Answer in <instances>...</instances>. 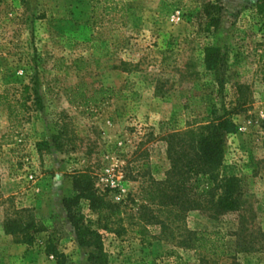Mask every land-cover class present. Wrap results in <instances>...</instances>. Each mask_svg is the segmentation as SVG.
I'll return each mask as SVG.
<instances>
[{
	"label": "rangeland",
	"instance_id": "374dc122",
	"mask_svg": "<svg viewBox=\"0 0 264 264\" xmlns=\"http://www.w3.org/2000/svg\"><path fill=\"white\" fill-rule=\"evenodd\" d=\"M208 48L220 56L211 70ZM215 108L239 125L220 169L240 180L239 210L140 209L167 178V135ZM0 140V264H90L65 206L80 176L120 205L74 207L108 264H264V0H0ZM187 185L214 183L192 174ZM14 208L47 229L32 244L5 232ZM196 230L221 231L225 255L186 245Z\"/></svg>",
	"mask_w": 264,
	"mask_h": 264
},
{
	"label": "trees",
	"instance_id": "16d2710c",
	"mask_svg": "<svg viewBox=\"0 0 264 264\" xmlns=\"http://www.w3.org/2000/svg\"><path fill=\"white\" fill-rule=\"evenodd\" d=\"M96 1L99 2V0ZM219 61V54L213 48H208L205 56L208 69H215ZM29 91V85L23 86V95H27ZM111 91L112 88L104 89L105 93ZM238 131L239 125L233 119L219 115L215 108L211 112L210 119L200 125L168 134L167 154L171 166L167 178L161 181L153 180L144 200L146 202L140 206V209L149 211L154 205L176 215L199 209L216 218L238 211L243 201L240 180L236 176L220 175V169L224 164V134ZM192 174L207 176L213 181L214 186L204 193H192L187 185ZM83 181L81 176L75 180L74 189L77 194L65 199V206L80 242L94 250L89 258L90 264H108L101 234L93 230L90 225H86L84 217L76 213L74 207L81 199H84L89 201L93 211L116 214L119 212L120 205L107 201L103 195H97L90 184L83 185L85 183ZM162 224L166 225L165 222ZM105 227L110 230L108 226ZM43 231L47 229L39 224L36 216L29 210L14 208L6 216L5 232L18 238L20 243L32 244L36 235ZM49 233L47 253L59 256L56 231ZM224 237L219 230L188 231L186 245L192 243L190 245L194 248L219 257L226 253Z\"/></svg>",
	"mask_w": 264,
	"mask_h": 264
}]
</instances>
